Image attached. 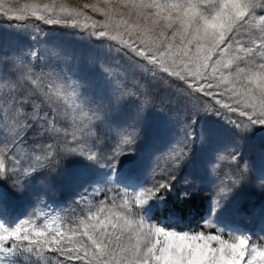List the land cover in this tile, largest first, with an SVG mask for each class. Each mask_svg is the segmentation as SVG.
<instances>
[{
  "label": "rangeland",
  "instance_id": "1",
  "mask_svg": "<svg viewBox=\"0 0 264 264\" xmlns=\"http://www.w3.org/2000/svg\"><path fill=\"white\" fill-rule=\"evenodd\" d=\"M44 5H51L61 16L67 15L62 8L81 13L79 24L91 25L96 35L107 24L106 35L128 39L124 24L116 28L118 22L125 21L129 30L148 42L160 36L151 18L137 19L140 9L133 0H0V6L12 10L11 16L25 20V24L0 21V158L9 168L15 166L0 178V224L12 229L31 218L41 225L46 217L49 227H77L89 209L112 207L114 212L124 213L121 205L149 187L154 175L168 168L173 150L187 144V156L170 173L175 176L170 187L187 184L201 191L206 203L202 227L165 228L151 217L152 211L160 209L167 190L140 206L144 222L177 235H215L227 243H233L235 237H248L250 244L264 248V188L258 187L264 180V126L241 131L204 100L180 121L172 113L143 112L136 84L144 69L106 40L84 43V30L78 26L73 32L42 24L37 20L40 13L33 15L32 8L42 9ZM146 11L154 16L156 9ZM256 13L264 15V8H257ZM253 32L259 35L258 29L253 28ZM164 36L171 38L172 30L165 29ZM178 40L176 37L170 42ZM130 42L139 48V40ZM185 76L193 83L186 72ZM34 77L40 79L39 85ZM36 86L39 95L32 99ZM126 93L131 96L113 103L115 97ZM215 99L230 106L235 103L218 93ZM52 102L60 106L63 120L59 123L48 110ZM80 115L84 126L77 121ZM44 117H48L47 122ZM236 120L241 121V127L246 123L239 115ZM56 131L61 132L67 151L86 147L102 157L99 162L89 160L97 167L93 178L81 168L87 159L83 155H71L72 164L63 165L60 174L50 168ZM73 136L85 143L75 145ZM114 151L122 154L113 158V170L109 156ZM229 154L236 160L232 161ZM242 174L246 178L234 184ZM245 187L257 197L255 205L245 207L243 214L240 209L234 213L233 205L245 196ZM127 218L132 223L140 219L138 215ZM46 254L55 256L47 249ZM0 264L51 262L30 252H0Z\"/></svg>",
  "mask_w": 264,
  "mask_h": 264
},
{
  "label": "snow or ice",
  "instance_id": "2",
  "mask_svg": "<svg viewBox=\"0 0 264 264\" xmlns=\"http://www.w3.org/2000/svg\"><path fill=\"white\" fill-rule=\"evenodd\" d=\"M133 3L140 9L137 19L151 18L154 29L159 28L160 36L148 42L129 30L127 22L120 21L116 28L124 24L128 35V39L120 38L122 45L136 57L182 81L186 80V72L193 81L188 86L206 97L215 98L218 93L221 98L228 96L234 100L232 106L223 103L222 99L216 103L246 119L243 127L241 121L230 120L241 131L254 125L264 126V15L257 16L256 13L257 8H264V3L260 0H240L238 5L228 4L225 0H133ZM150 9H156L154 16L146 11ZM11 11L0 6V13L5 17L19 19L11 16ZM61 11L67 15H57L51 5L32 8V14L39 12L37 19L44 23L81 26V13L73 14L63 8ZM160 19L164 21L162 25L158 24ZM103 28L98 33L100 37L108 33L109 26L104 24ZM253 28L258 29L259 35ZM165 29L172 30L171 38L164 36ZM176 37H179L178 42L171 43L170 40ZM133 38L139 40V48L130 42ZM178 60L182 63L181 71H176ZM128 96L131 94L117 96L113 103L118 104ZM129 136L131 138V134ZM73 141L77 146L85 143L75 136ZM185 145L179 151L173 150L175 155L168 168L154 175L149 187L121 205L124 213H116L112 207L89 209L77 227L65 224L49 227L46 217L41 225L31 218L12 229L0 224V252H30L41 259L54 261V264H244L245 261L246 264H264V248L250 244L248 237H235L233 243H227L215 235H177L149 226L140 216L141 205L155 198L161 190L170 189L175 180L170 173L188 154ZM68 154L83 155L96 162L102 158L86 147H71ZM121 154L114 151L109 156L113 160L110 165L113 170V158ZM229 155L232 161L236 160L235 155ZM14 168H9L0 158V178L4 171L12 172ZM245 178L242 174L240 180L233 183L239 184ZM258 187L264 188V180ZM133 215L140 217L135 223L127 218ZM57 219L53 217V220ZM45 249L55 256H45Z\"/></svg>",
  "mask_w": 264,
  "mask_h": 264
},
{
  "label": "trees",
  "instance_id": "3",
  "mask_svg": "<svg viewBox=\"0 0 264 264\" xmlns=\"http://www.w3.org/2000/svg\"><path fill=\"white\" fill-rule=\"evenodd\" d=\"M260 2L264 3V0H260ZM37 20L41 21L42 24L46 26L58 27L62 31L71 30L74 32L75 30H78L74 28V26L68 24L48 25L40 19ZM0 21L25 24V20L9 19L2 13H0ZM81 28L84 30L81 37L84 43L87 44L93 41L106 40L111 45L118 48L123 53V56L128 58L131 63L141 66L144 69L137 79L136 84V91L140 96L143 105V112L155 110L161 113H172L173 116L180 121L183 117L190 114L198 103L204 100L207 101L212 111H217L220 115H223L228 119L236 120L238 113H230L222 104L216 103L217 99L206 97L202 93L194 91L188 86L191 82L187 81V77L185 81H182L177 76L164 72L158 67L149 64L142 58L136 57L134 53L130 52L120 43V38L123 37L122 35H105L104 37H100L99 35L94 34L95 29L91 25L80 26L79 30H81ZM111 37H116V39H112ZM246 38L247 37H245V39ZM177 65H179V67H176V71H181L182 63L179 60L177 61ZM34 80L36 85L40 84L39 78L34 77ZM38 95L39 92L36 86L34 93L30 96H32L33 99ZM48 110L53 112L54 122L59 123L63 120V117H60L61 109L59 104L55 102L50 103ZM45 121H48V117H44V122ZM77 121L81 126L85 125V120L81 115L77 117ZM42 125H44V123H42ZM52 142L54 150L49 166L55 170L56 174H60L62 166L65 164H72L74 159L68 154L63 143V138L61 139L60 131H56ZM81 166L87 177L93 178L97 167L94 166L89 159H84L81 162ZM54 188H57L56 185H53V189ZM62 188L63 187L59 188L60 192L62 191ZM167 191L168 192L164 195L163 201L160 205V209L157 208L152 211L151 217L165 228H175L179 230H196L201 228L206 212L205 197L201 191L194 185L189 186L187 184H177L170 187ZM243 192L245 196L233 205L234 213L237 211L236 209H240V213L243 214L245 207H254L255 205L254 202L257 197L253 195V190L250 187H245ZM46 256L52 257L47 254ZM49 261L51 264H54V261Z\"/></svg>",
  "mask_w": 264,
  "mask_h": 264
},
{
  "label": "clouds",
  "instance_id": "4",
  "mask_svg": "<svg viewBox=\"0 0 264 264\" xmlns=\"http://www.w3.org/2000/svg\"><path fill=\"white\" fill-rule=\"evenodd\" d=\"M225 2L231 5H238L240 3V0H225ZM225 11H230V9L225 8Z\"/></svg>",
  "mask_w": 264,
  "mask_h": 264
}]
</instances>
